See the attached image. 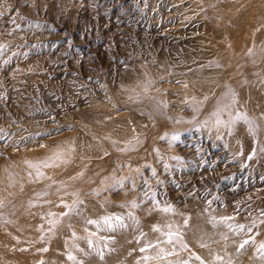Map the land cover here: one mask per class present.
Returning a JSON list of instances; mask_svg holds the SVG:
<instances>
[{
  "label": "rangeland",
  "instance_id": "obj_1",
  "mask_svg": "<svg viewBox=\"0 0 264 264\" xmlns=\"http://www.w3.org/2000/svg\"><path fill=\"white\" fill-rule=\"evenodd\" d=\"M263 6L264 0H0V226L42 227L46 208L69 203L60 226L32 243L44 245L41 251L28 252L29 244L10 251L15 264H41L38 252L48 256L57 235L79 233V221H67L77 210L105 227L111 217L114 228H139L137 238L140 227L150 228L166 241L169 232H159L156 222L196 212L221 222L235 235L236 250L264 264V110L246 108L237 95L218 101L233 80L208 73L231 35L245 38L253 11L264 22ZM263 34V25L247 33L250 47L259 50L255 36ZM254 65L262 78L264 62ZM203 69L210 71L199 79H211L193 85L191 75ZM148 72L154 76L147 81ZM205 87V95L194 92ZM188 100L208 107L190 112ZM220 109L217 124L213 113ZM236 126L250 131L247 153L245 140L233 149L227 144ZM172 233L176 252L199 262Z\"/></svg>",
  "mask_w": 264,
  "mask_h": 264
},
{
  "label": "bare ground",
  "instance_id": "obj_2",
  "mask_svg": "<svg viewBox=\"0 0 264 264\" xmlns=\"http://www.w3.org/2000/svg\"><path fill=\"white\" fill-rule=\"evenodd\" d=\"M256 11L258 10H255V12L253 11L254 13L252 12V14L248 17L249 27L246 26L247 24L244 26V29L247 27V30L245 31L248 34H251L255 27H258L259 25L264 26V22H256ZM246 14L247 13L244 15ZM257 16H262L261 12H259ZM243 18L244 16L237 20H233L232 25L235 27ZM246 32L244 36L245 38L241 41H238L239 35L237 39H233V35H231L230 40L225 43L226 49H224V46L217 49L214 54V59L209 63L210 66L214 68V72L213 69L212 71L208 70L210 72L205 69L196 70L191 75V80L193 79L192 83L195 85L196 83L194 82H196L197 79L201 80L208 73H210V75L214 74V76H217V79L220 76L222 77V75H225L226 78H224V81L228 79L233 81L232 83L220 88L221 91L225 90V93L218 101L221 102L226 100V97L230 98L233 95H237L241 98H246V108L251 106L253 109L257 108L259 110H264V70L262 72H258L259 74H263L262 78L256 79L255 76L258 69L254 65L256 59L264 62V34L262 36H255V39L257 41H260L261 39L262 43L259 50H255L256 48L253 49L252 46L250 47V36L249 38H246ZM162 66V63L160 62L157 68L160 69V71H163L164 68H161ZM202 72L208 73H205V76L203 75L204 77L199 79L200 77L197 74ZM148 75L147 81L154 76L152 73L150 74V72H148ZM205 78L211 79V77ZM135 90H139V88H135ZM209 90L210 89L205 87L196 89L194 92L196 91L205 95ZM152 97L153 99L155 98L154 96ZM184 105L185 104L181 106L184 107ZM186 106L190 112H205L208 107L207 103H202L198 100H188V102H186ZM231 109L230 114L237 113L233 112L236 111V107H232ZM258 113L264 115V112ZM253 114L255 113L253 112ZM205 119L202 118V121L204 122ZM119 135L117 137H119ZM121 136V138H124V134H121ZM250 136L251 134L248 129L241 130L239 126H236L232 136H230L227 140V144L229 145V148L233 149L240 139L243 141L245 140L244 150L245 153H247L251 147L250 143L252 137ZM68 205L69 203H62L61 207L55 211H50L46 208L45 216L41 219L42 227L36 226V222H34L35 224H33V226L28 228L20 226L17 231L14 230L16 227L12 225L0 226V261H2L0 264H10L13 262V264H15L17 257L14 259V256L10 253V251L18 250L25 244L30 245L28 250L30 253L41 251L39 249L44 245L41 244L36 249L32 243L38 238H48L49 234L47 231L55 225L60 226V214L67 210ZM37 208L39 209L38 206ZM78 211L80 210L72 213L67 221L68 223H74L75 220H78L80 224L79 233L64 232V236L61 238L57 235L53 244L49 248L50 250L48 256H46L47 253L38 252L39 255H37L36 258L42 261L41 264H184V262H187V264H263L255 253L248 252L246 249L236 250L234 247L235 235L230 233L221 222L211 220L212 218L209 219L207 216H203L196 212L191 213V215L186 218L176 217L175 214L174 216L176 218L174 221L170 220L172 218L169 220L167 218L159 220L156 224L159 232L162 231L163 233H166L174 231L180 233L183 241L187 244L186 246H189V248L193 251V255L199 257V262L190 260L176 252L175 246L167 243L166 239H163V237L158 235L157 232L152 233L150 228H145L148 231H144L142 233L141 229L144 228L140 227V237L137 238L136 234L138 233L136 232L134 234L133 232L139 231V228L132 229L134 231L131 232V228L129 226H124L123 228L105 227L102 223V219H100L102 222L97 221L99 220L98 216H91V214H86L85 211L83 212L85 214L80 215L82 210L80 213ZM58 215H60V217ZM94 220L98 223H89V221ZM91 230L94 231V233H91ZM108 233H112L113 236H115V239L108 241L106 238L104 240L100 237L102 235H108ZM262 239L261 242H263ZM31 246L33 247L32 249ZM142 248L144 251H140ZM162 248L164 249L163 252L160 251ZM23 254H25V252H23ZM8 255L12 260L11 262H9L10 260L8 261ZM4 257H6V261L1 260V258ZM145 257H148V259H145Z\"/></svg>",
  "mask_w": 264,
  "mask_h": 264
},
{
  "label": "snow or ice",
  "instance_id": "obj_3",
  "mask_svg": "<svg viewBox=\"0 0 264 264\" xmlns=\"http://www.w3.org/2000/svg\"><path fill=\"white\" fill-rule=\"evenodd\" d=\"M222 110H223V109H220V110H218L217 112L213 113V115L217 117V119H216V123H217V124H221V123H222V121L219 119V111H222ZM229 123H231V121H230ZM60 156H61L60 153H57V154H56V158H57V159H59ZM44 166H49V165H48L47 163H45ZM33 167H35V166H33ZM38 175H39V173H38ZM168 210H170V209H168V208L164 209V211H168ZM116 219L119 220L120 218H116ZM111 221H112V218H111V217H106V218H104V223H105L109 228L114 227V225L111 223ZM89 223H98V222H96V221H89ZM120 226H123V225L121 224ZM167 235H168L167 243H170V244L173 243V239H172V237H173L174 234H173L172 232H169ZM244 243H247V241H245ZM181 246L184 247V245H181ZM241 247H243V244L241 245ZM261 249L264 250V245H261ZM141 251H144V249L142 248ZM160 251L163 252L164 249L162 248V249H160ZM169 254H171V253H169ZM70 258H71V257H70ZM145 259H148V257H145ZM196 259H199V257H196ZM184 264H187V262H184Z\"/></svg>",
  "mask_w": 264,
  "mask_h": 264
}]
</instances>
